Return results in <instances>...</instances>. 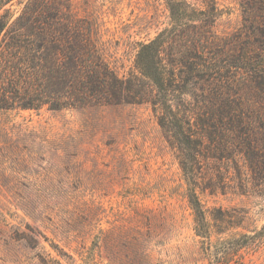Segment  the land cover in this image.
I'll return each mask as SVG.
<instances>
[{"label":"rangeland","instance_id":"obj_1","mask_svg":"<svg viewBox=\"0 0 264 264\" xmlns=\"http://www.w3.org/2000/svg\"><path fill=\"white\" fill-rule=\"evenodd\" d=\"M76 1L121 75L173 25L166 0ZM186 1L183 22L207 7ZM217 5V33L237 29L239 0ZM183 146L147 102L0 108V264H264V177L238 157H201L188 179Z\"/></svg>","mask_w":264,"mask_h":264},{"label":"trees","instance_id":"obj_2","mask_svg":"<svg viewBox=\"0 0 264 264\" xmlns=\"http://www.w3.org/2000/svg\"><path fill=\"white\" fill-rule=\"evenodd\" d=\"M166 2L172 27L141 42L135 67L121 75L76 0H0V108L147 102L166 137L185 145L188 179L201 157H238L264 177V0H239L241 24L224 35L214 29L217 0L192 8L201 15L186 22L190 4ZM189 199L201 232L207 221L191 185Z\"/></svg>","mask_w":264,"mask_h":264}]
</instances>
